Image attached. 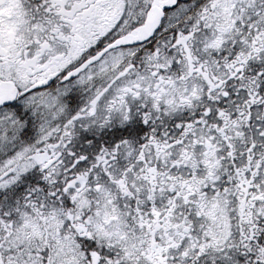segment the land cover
Segmentation results:
<instances>
[{
	"label": "snow or ice",
	"instance_id": "1",
	"mask_svg": "<svg viewBox=\"0 0 264 264\" xmlns=\"http://www.w3.org/2000/svg\"><path fill=\"white\" fill-rule=\"evenodd\" d=\"M0 264H264V0H0Z\"/></svg>",
	"mask_w": 264,
	"mask_h": 264
}]
</instances>
